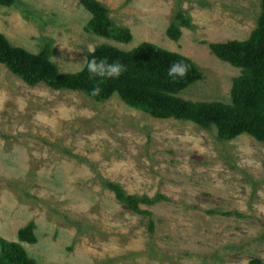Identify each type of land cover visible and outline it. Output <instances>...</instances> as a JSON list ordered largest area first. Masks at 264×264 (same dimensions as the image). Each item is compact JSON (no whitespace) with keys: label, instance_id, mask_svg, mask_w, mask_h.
I'll return each mask as SVG.
<instances>
[{"label":"rangeland","instance_id":"374dc122","mask_svg":"<svg viewBox=\"0 0 264 264\" xmlns=\"http://www.w3.org/2000/svg\"><path fill=\"white\" fill-rule=\"evenodd\" d=\"M97 1L130 28L131 43L87 33L92 16L78 0L0 6V32L31 53L50 43L62 73H76L89 46L130 51L152 43L190 58L203 73L184 99L231 102L241 70L209 45L248 39L260 0ZM178 3L193 27L182 28L176 42L166 32ZM103 181L169 201L142 206L151 217L135 214ZM30 222L38 238L22 244L30 264L264 263V145L247 135L220 141L212 130L152 118L118 97L98 103L82 93L29 87L0 65V237L18 242Z\"/></svg>","mask_w":264,"mask_h":264},{"label":"trees","instance_id":"16d2710c","mask_svg":"<svg viewBox=\"0 0 264 264\" xmlns=\"http://www.w3.org/2000/svg\"><path fill=\"white\" fill-rule=\"evenodd\" d=\"M16 0H0V6L11 7ZM79 4L91 14L85 29L87 33L129 44L133 35L128 27L117 25L110 12L97 0H78ZM192 18L176 4L172 22L167 28V36L179 41L182 28L191 29ZM211 52L222 62L241 70L233 80L230 93L231 102H201L186 100L180 96L186 89L203 80V73L188 57L152 43L143 42L130 51L103 44L94 49L88 59L107 58L109 63L119 61L126 67L119 78L89 79L85 68L83 72L62 73L52 61L53 49L47 43L39 53H31L22 47L14 46L0 32V65L29 87L45 85L54 91L82 93L95 102L103 103L118 97L128 107L141 111L159 120L190 122L215 132L220 141H232L247 135L264 145V0H260V12L256 27L248 39L232 40L225 43L210 44ZM183 61L189 66L184 78H172L167 75L169 65ZM99 84L101 92L91 95ZM115 199L135 214L152 216L142 210V206H154L169 199L161 194L150 198L129 195L117 183L103 181ZM212 215L242 218L238 212L210 211ZM154 224L150 220V230ZM36 225L28 223L18 231V242H9L0 237V264H30L23 243L34 245L38 242ZM250 264H264L252 261Z\"/></svg>","mask_w":264,"mask_h":264},{"label":"clouds","instance_id":"9594fccd","mask_svg":"<svg viewBox=\"0 0 264 264\" xmlns=\"http://www.w3.org/2000/svg\"><path fill=\"white\" fill-rule=\"evenodd\" d=\"M88 51L94 54V49L91 46H89ZM75 65V70L77 72H83L86 68L89 74V79L96 80L97 78H100V83H102L104 79L119 78L120 75L126 71V67L119 61L109 63L107 58L98 59L95 55L91 60L85 58L83 62L75 63ZM188 71L189 66L187 64L183 61H177L169 65L167 75L174 79L184 78L186 77ZM100 92L101 88L99 87V84H97V86L93 88L91 95L97 96Z\"/></svg>","mask_w":264,"mask_h":264}]
</instances>
